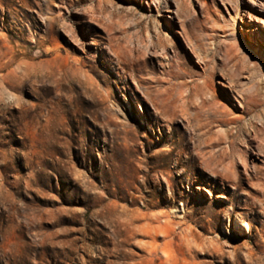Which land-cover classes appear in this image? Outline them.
<instances>
[{
	"label": "rangeland",
	"instance_id": "rangeland-1",
	"mask_svg": "<svg viewBox=\"0 0 264 264\" xmlns=\"http://www.w3.org/2000/svg\"><path fill=\"white\" fill-rule=\"evenodd\" d=\"M164 1L174 8L173 0H0V264H264L261 0L256 9L238 0L233 23L230 0H179L186 29L216 65L218 99L245 115L224 75L251 99L241 131L204 108L193 138L180 118L157 123L135 88L168 94L166 79H187L188 105L201 95L203 65ZM147 29L155 48L145 52ZM231 33L248 52L228 50ZM173 41L185 73L175 78L164 71ZM108 44L129 59L118 62Z\"/></svg>",
	"mask_w": 264,
	"mask_h": 264
},
{
	"label": "bare ground",
	"instance_id": "bare-ground-1",
	"mask_svg": "<svg viewBox=\"0 0 264 264\" xmlns=\"http://www.w3.org/2000/svg\"><path fill=\"white\" fill-rule=\"evenodd\" d=\"M157 1H160V0H157ZM173 1H174V4H175L174 8L171 7V6H169L167 1H164V4H165L164 6L168 10H171V8H173L172 11H174V17L175 18H178V20H180L182 18V15L180 14L181 13V10H182V3H179V0H173ZM237 1L238 0H230L229 1V3L231 4L232 10H234V15L231 14V19L229 20L230 23H233L236 20V16L238 15L239 11L242 10L241 8H238L237 7V5H236ZM250 1L252 2L253 9H256V5L258 4L257 3V0H250ZM259 3L261 5V7L263 6V8H264L263 1L261 0ZM89 12L90 13H93L91 19H97L98 16H99V14H100V11L97 10L95 8V6H91ZM172 16H170V19H173ZM144 26L146 27V22L144 23ZM244 29H247L248 31H250L249 30V27L248 28H244ZM166 30L167 29H166L165 24H164L162 31H165L164 32L165 34H167ZM148 33H149V30L147 29V31H146V41L147 42L146 43H142V44L141 43H138L139 46L141 45V49L145 50V52H147L149 50V42H151V37L148 35ZM178 33L181 34V35L183 34L186 45L189 47V49L192 51L193 55L196 57L197 62L199 64H202L203 65L204 73L202 72L201 80H202V83H203L204 86L203 85L200 86V87L197 86V87H199V89L198 88H197L198 90L196 89L197 90L196 91V95L197 96L199 94H201V95H199V98H197L196 103H194L192 105L193 108H194V110L192 111L191 110V107L192 106H189L188 103H187V100L189 98L188 95L186 96V95L183 94V91H184L183 89H185L184 87H186V85H187L185 83V81L187 79L184 82L183 81L182 82H178L177 81L178 83L175 84V83L172 82V78H170V77L175 78V77H179V76L185 75V73L182 71V68L180 67V65L183 63L182 57H181V54H180V51L178 50L177 44L174 43V41H173L172 42V45H173V48L175 49L174 50V54L172 55L171 61L169 63V66L167 67L166 70H164V71H166V74L170 76L169 77L170 79H166V80L169 83L168 87L170 86V89L173 92L172 93L165 94V93H161L162 91H160L159 93L156 92L157 93L156 94V93L152 92L153 90L150 89V88H142V86L140 84H136V87H135L136 90H138L140 92L142 98L150 106V108L152 110V113L156 116L155 120L158 123L157 117L158 118H162L163 120H174V119L176 120V119H179L180 118V121L182 122L183 126L187 130L188 134H190L191 138H193V135L195 134V129H194L193 121L194 120H199V113L198 112L200 110L204 109V108H207V109L211 110L212 113L215 115V121L218 122L219 125H221V127H222V125H227V127H228L229 125L232 126L233 124H236L237 125L236 126V129H238V132L241 131L242 126H240L239 123L242 122L245 118H247L246 117L247 114H250L252 112L251 111V108H250L251 99L246 94V92L244 90H241V87L242 86H241L240 83H242V82L240 80H239L240 81L239 82V81H235L236 79L235 80H233L232 78L230 79V77L227 78V77H225V75L223 77L224 78V81H226V83L229 86H232L233 87L232 90L236 94V95H233V99L243 108V114H245V115H237L235 113L234 109H232L230 107V105H228L227 103L221 101V99L220 100L218 99L217 94L212 90V88L210 86V83L212 82V77H213L212 72L216 69V65L214 63L209 62L210 61L209 58H208V52H209V50L202 49L199 46L200 44H197V42L196 43L194 42L193 38L190 36L188 30L186 29V26L184 25L183 20L180 23V30H178ZM231 36H232V38L229 41V44H227L228 50L233 51V52H239L241 50L248 52V49H249V45L248 44L245 45L238 38V36L236 35V33H231ZM153 46L155 48V44H153ZM168 46H170V45H168ZM165 48H166L165 47V43L162 42L161 43L160 50L161 49L162 50H165ZM170 48H171V46H170ZM105 49L109 53V55L112 54L115 57V59L117 58L116 59L117 61L120 58H122V59H125V58L129 59L128 57H130L128 51L125 52L121 48H119V47H113L110 44H108L105 47ZM157 51H159V50H157ZM247 55L248 54H246V56ZM108 60H111V58L109 57ZM136 60H138V59H136ZM112 61H111V63H112ZM117 66L120 67V65H118V64H117ZM174 68H177V70L175 71ZM120 69L123 72V74H121L120 76H125L124 74L127 73V71H125V69L124 68H121V67H120ZM259 77H260V75H259ZM262 77L264 78V73L262 74ZM160 79H162V78H160ZM193 80L194 81H196V80L199 81V79H196V80L193 79ZM142 81H144V80H142ZM190 81H192V80H190ZM200 84H201V82H200ZM187 88H188V86H187ZM192 88L195 89L194 86ZM158 90H160V89H158ZM154 91H155V89H154ZM192 94H193V92H192ZM251 95H252V93H251ZM226 101H228V103H230V99L229 100H226ZM254 118H256V120L258 119V120L261 121V117L259 115L258 116H254ZM244 121H246V119ZM243 123L244 122H242V124ZM233 129H235V127H233ZM254 132H256V128H254ZM178 142L180 143V140ZM194 144L196 146V143L195 142H194ZM197 152H198V148H197ZM203 155H205V154H203ZM204 162L207 164V161H204ZM237 226L243 227L246 230L248 229V226L246 224L240 222L239 220L237 221ZM149 228L150 229L147 231L148 233L151 232V231H154V233H157V230H158L157 227L150 226ZM156 236L157 235L153 236V238H154L153 240L154 241L151 243V247L154 248L153 250L150 251V255L153 256L152 257V260H153V258H155L153 253L155 251H157V244H156V241H155Z\"/></svg>",
	"mask_w": 264,
	"mask_h": 264
}]
</instances>
